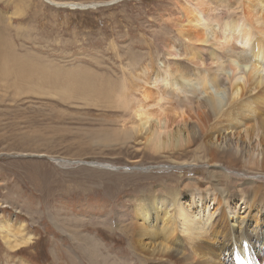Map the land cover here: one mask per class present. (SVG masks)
<instances>
[{"label": "rangeland", "instance_id": "obj_1", "mask_svg": "<svg viewBox=\"0 0 264 264\" xmlns=\"http://www.w3.org/2000/svg\"><path fill=\"white\" fill-rule=\"evenodd\" d=\"M51 1L62 6L28 0L24 15L17 9L23 0H0V264H157L140 252L130 230L138 205L181 184L203 190L209 176L221 180L223 200L235 198L229 209L245 217L239 196L264 192V174L248 168L247 153L235 169L207 163L206 147L150 154L130 132V111L117 102L122 91L127 100L138 98L152 72L176 67L199 75L189 57L167 53L170 44L187 49L174 24L193 0ZM240 1L206 5L235 19ZM208 45L206 51L196 45L201 74L215 66L206 59ZM89 79L96 93L87 89ZM192 105L180 108L187 125L188 109L202 111ZM209 149L222 151L218 143ZM195 202L208 207L201 214L215 208L209 195ZM257 213L255 230L264 234V209ZM15 243L21 245L9 247ZM256 247L264 253V240Z\"/></svg>", "mask_w": 264, "mask_h": 264}, {"label": "bare ground", "instance_id": "obj_2", "mask_svg": "<svg viewBox=\"0 0 264 264\" xmlns=\"http://www.w3.org/2000/svg\"><path fill=\"white\" fill-rule=\"evenodd\" d=\"M43 1L62 6L51 0ZM203 1L193 0L192 5H186L174 24L187 49L170 44L167 50L168 54L189 57L193 71L197 69L199 75L176 67L165 69L163 74L152 72V76H146L141 86H137L138 98L127 100V92L122 91L117 102L122 109L130 111L134 119L131 135L140 139L139 144L150 154L179 152L189 146L198 152L206 147L207 163L235 169L238 160H244L242 157L247 153L248 168L264 174V0H241L238 5L241 15L235 19L215 15L206 5L208 0ZM208 44L206 59L215 66L201 74L203 61L196 45L206 51ZM91 82L89 79L87 89L96 93L98 88L94 89ZM69 86L72 89L75 84ZM179 96L184 97L183 104L173 102ZM187 96L199 99L195 101ZM164 103L170 108L165 109ZM187 104L202 109L187 110L192 120L190 125L180 110L186 109ZM224 132L232 133V137L224 136ZM216 143L222 150L220 153L209 149ZM81 164L113 169L96 163ZM215 177L209 176L203 190L200 185L180 183L178 189L165 190L138 205L130 230L133 229L135 243L145 257L157 264H264V253L256 247L264 240V234L255 230L261 228L262 214H253L264 209V192L255 189L239 196L246 214L241 217L236 208L229 209L235 198L222 199L224 188ZM201 195L212 197L215 205L206 215L201 212L205 213L208 207L205 204L198 207L195 202ZM229 211L234 212L232 219L227 215ZM9 235L6 230L5 236Z\"/></svg>", "mask_w": 264, "mask_h": 264}, {"label": "crops", "instance_id": "obj_3", "mask_svg": "<svg viewBox=\"0 0 264 264\" xmlns=\"http://www.w3.org/2000/svg\"><path fill=\"white\" fill-rule=\"evenodd\" d=\"M28 0H23V2L25 3V7H20L17 9H21L20 11H24L23 14L26 15L27 13H25L26 9H29L30 5L27 3ZM16 9V10H17ZM20 13V12H19ZM19 13H17L19 15Z\"/></svg>", "mask_w": 264, "mask_h": 264}, {"label": "water", "instance_id": "obj_4", "mask_svg": "<svg viewBox=\"0 0 264 264\" xmlns=\"http://www.w3.org/2000/svg\"><path fill=\"white\" fill-rule=\"evenodd\" d=\"M119 168H114L113 170H118ZM124 170H126V171H132V170H134V168H128V169H124Z\"/></svg>", "mask_w": 264, "mask_h": 264}]
</instances>
